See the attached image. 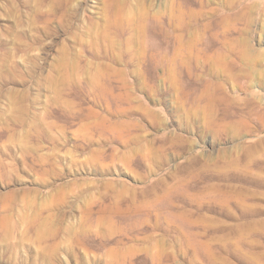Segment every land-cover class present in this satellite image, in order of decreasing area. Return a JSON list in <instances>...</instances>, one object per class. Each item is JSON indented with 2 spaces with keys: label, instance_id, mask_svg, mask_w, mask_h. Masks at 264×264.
<instances>
[{
  "label": "rangeland",
  "instance_id": "rangeland-1",
  "mask_svg": "<svg viewBox=\"0 0 264 264\" xmlns=\"http://www.w3.org/2000/svg\"><path fill=\"white\" fill-rule=\"evenodd\" d=\"M0 264H264V0H0Z\"/></svg>",
  "mask_w": 264,
  "mask_h": 264
},
{
  "label": "bare ground",
  "instance_id": "bare-ground-1",
  "mask_svg": "<svg viewBox=\"0 0 264 264\" xmlns=\"http://www.w3.org/2000/svg\"><path fill=\"white\" fill-rule=\"evenodd\" d=\"M247 48V47H246Z\"/></svg>",
  "mask_w": 264,
  "mask_h": 264
}]
</instances>
